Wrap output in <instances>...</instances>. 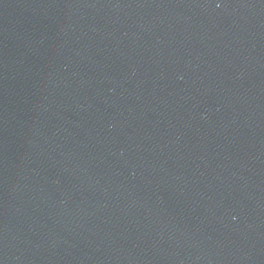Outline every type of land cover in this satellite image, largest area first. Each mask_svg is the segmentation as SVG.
I'll return each mask as SVG.
<instances>
[{"label":"water","instance_id":"95a60500","mask_svg":"<svg viewBox=\"0 0 264 264\" xmlns=\"http://www.w3.org/2000/svg\"><path fill=\"white\" fill-rule=\"evenodd\" d=\"M0 264H264V0H0Z\"/></svg>","mask_w":264,"mask_h":264}]
</instances>
